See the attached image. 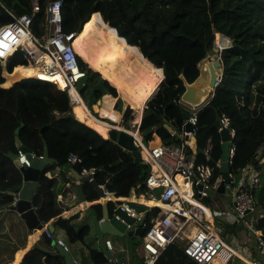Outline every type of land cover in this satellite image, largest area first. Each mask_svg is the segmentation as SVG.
<instances>
[{
	"label": "trees",
	"instance_id": "trees-1",
	"mask_svg": "<svg viewBox=\"0 0 264 264\" xmlns=\"http://www.w3.org/2000/svg\"><path fill=\"white\" fill-rule=\"evenodd\" d=\"M47 1L37 0L39 10L32 16L30 23V29L36 34ZM30 3L31 0H0V24L10 19L6 10L14 14L26 13ZM60 15L64 32L78 31L82 25L74 43L75 46H81L78 47V53L89 67L78 59L84 75L75 86L88 106L103 93L114 95V90L100 74L111 78L120 71L115 67L137 66L147 60L156 66L148 82L141 88L143 96L152 85L150 79L153 78L155 82L162 73L156 90L142 108L138 130L145 140L151 139L153 132L164 144L176 142L175 136L184 111L178 102L183 90L182 79L192 81L198 73L197 63L209 53L216 54L212 48L215 32L229 38V45L215 55L220 61L219 81L208 101L196 112L195 158L197 161L204 160L202 149L209 139L211 149L208 163L215 164L219 159L220 135L212 124L216 115L224 113L234 131L231 139L234 150L228 173L238 177L239 169L246 163L256 165L259 185L252 190L251 196L256 209L262 213L260 216L257 212L253 213L252 227L262 230L264 177L260 178V172L264 168L255 157L264 149V0H61ZM87 39L91 40L87 43ZM4 61L7 75L12 74L16 65L26 64L19 50H14ZM1 82L3 77L0 72ZM10 82L5 79L3 85ZM105 112L103 109L102 113ZM128 112L129 109H126L124 117H127ZM19 122L22 124L16 135L20 144L36 156L41 155L45 147L48 157L52 159L40 170L36 191L31 199L32 204L38 206L37 218L42 224L53 219V225L63 231L67 242L82 243L91 264H108L100 249L87 240L89 221L83 219L78 223L77 214L69 217L59 215L62 207L55 197L56 179L47 177L45 172L66 167L78 172L82 165L97 169L108 165L110 170L118 167L114 172H105L103 179L97 177V181L102 180L113 196L136 197L143 191L147 164L126 151V154L116 151L117 154L111 155L113 148L110 139L102 137L94 128L72 115L64 91L42 80L22 78L8 87H0L2 209L9 207L14 198L11 193L17 192L21 183L18 168L5 155L7 151H17L13 130ZM165 125L174 134H170ZM68 152L78 155L81 163H66ZM218 173V167L215 166L213 175ZM92 198L97 197L91 195L87 200ZM96 206L91 205L95 210ZM112 206L113 202H106L108 211H111ZM156 213V207L150 208L144 218L146 223ZM136 244H130L129 264H144L133 249ZM46 246L39 237L22 253L16 264H64L62 255L44 253L42 250L47 251ZM153 264L198 263L182 251L180 242L173 241L163 247Z\"/></svg>",
	"mask_w": 264,
	"mask_h": 264
},
{
	"label": "built area",
	"instance_id": "built-area-1",
	"mask_svg": "<svg viewBox=\"0 0 264 264\" xmlns=\"http://www.w3.org/2000/svg\"><path fill=\"white\" fill-rule=\"evenodd\" d=\"M60 6L61 0H49L45 3L41 26L39 27L40 32L37 34L30 29L31 18L39 10L37 0H31L29 11L26 13L14 14L6 10L10 19L0 24V62L4 61L14 50H19L26 60L25 65H33L35 70L45 75V78H40L34 73L31 75L32 78L48 82L66 93L71 113L72 104L80 101L83 103L87 115L91 114L94 119L106 125V132L113 129L130 137L133 148L139 153V158L148 166V172L142 182L143 191L136 197L128 195L119 198V196H113L104 187L102 180L97 181L94 178L97 170L94 166L85 167L82 165L79 167L78 174L87 176L88 181L93 180L96 182L102 191V196L98 197L113 202L111 210L119 207L126 215L133 218L132 223L129 224L117 214L111 213L116 219L125 224V229L143 226L139 243L142 262L153 264L163 247L173 241L180 242L182 251L198 264H215L213 262L214 258H218L219 262L225 264L232 255L249 261L250 258L247 255L249 248L246 243L239 242L234 234H230L231 239L239 249L227 244L218 232V228L222 223L215 220V217L212 216L202 200L203 197H207L208 190L215 189L222 179L220 173L213 175L215 166L218 167L219 165V159L215 164L208 163L211 149L209 139L206 140L202 149L204 160L197 161L195 158L196 112L208 101L213 89H210L206 100L198 106L185 104L178 98V102L184 107L187 115L181 118L175 136V143L164 144L153 132L151 139L145 140L144 143L142 141L144 137L138 130L141 111L145 106V102L154 93L161 81L162 73L155 82H153V78L150 79L152 85L149 90L145 91L144 96L140 93L139 98L135 99L132 98V93L136 92L133 88L137 85L130 79L133 76L121 66L115 67L117 70H121V76L115 73L116 77L123 78L121 87H117L110 79L102 77L114 90V95L103 93L94 103L89 106L85 105L75 86V83L84 75V71L79 68L78 59L87 65L78 53V47L81 46L77 44L75 46L74 43L75 35L80 31L82 25L78 31H62ZM112 28L114 29V27ZM90 40L87 39V43ZM229 42L227 36L215 32L212 40L215 55L217 56L222 48L227 47ZM143 58L145 57L143 56ZM215 72L214 86L219 81L220 69ZM148 78L143 73L140 80L143 79L144 82ZM59 79L62 81L61 86L58 85ZM91 109L94 114L90 112ZM102 109L112 112L115 118L114 115L102 113ZM126 109H129V112L127 117H124ZM72 115L74 116L73 113ZM216 120V131L225 130L227 132L226 162L229 164L234 150V144L231 140L234 131L224 113H220ZM187 123L190 125L189 129L185 127ZM169 133L174 134V131L171 129ZM30 153L34 155L32 152ZM36 157L40 158L41 155ZM15 159L21 166L29 165L26 153L18 149L15 153ZM65 160L69 165L81 163L80 157L73 152H68ZM257 162L262 163L263 158L259 157ZM256 169V165L246 163L239 169L237 181L228 173L230 179L225 182L224 186L232 194L230 223H240L242 221L247 230L253 234L256 250L264 255V228L257 230L252 227L253 213L257 212L259 216L262 213L256 209L251 196L252 190L259 185V175ZM45 174L47 175V172ZM155 188H160L159 192L154 193ZM68 196L70 199L76 198L74 192H69ZM14 200L13 198L11 204L14 203ZM145 200H152L156 204H146L144 203ZM125 201H133L142 205L143 210L135 211L133 208L128 207ZM152 207L157 208V213L155 216L150 217L149 223H146L144 220L145 215ZM217 214L225 215L226 212L219 211ZM136 221L139 223H136ZM102 242L104 250L111 254L109 257L102 254L103 257L108 264H114L116 260L113 254L116 253L113 246L108 239H102ZM62 246L66 250V247ZM119 263L126 264L120 257ZM70 264L80 263L71 259Z\"/></svg>",
	"mask_w": 264,
	"mask_h": 264
},
{
	"label": "water",
	"instance_id": "water-1",
	"mask_svg": "<svg viewBox=\"0 0 264 264\" xmlns=\"http://www.w3.org/2000/svg\"><path fill=\"white\" fill-rule=\"evenodd\" d=\"M197 70L198 73L196 77L190 81L187 82L182 79V85L183 90L179 95V99L181 102L191 105V106H198L202 104L204 100H206L210 89H213L214 87V80L216 75V70L220 66V61L213 53H209L206 56H204L198 63H197ZM181 78V76L179 75ZM26 78V77H24ZM19 80V79H18ZM17 81V80H16ZM187 113L185 111L182 112V116L186 117ZM217 116V115H216ZM214 119V122L212 126L214 128L217 127V120L216 117ZM22 123L19 122V125L14 128V136H13V142L15 147H17L18 150L21 152L26 153V157L28 160L29 165L28 166H21L17 163L15 159V153L11 151H7L5 155L10 158L14 165L18 168L21 183L20 186L15 193H11V195L14 197V203L9 205V209L13 210L17 213L19 218L23 221L24 225L27 229H36L38 231L39 236L41 239L47 243L50 246H54L57 250L56 253L47 252L42 250L46 254H52L56 256L57 254H60L64 257V264H70L71 263V257L69 256L68 252L63 248V246L57 242H55L52 237L50 236V232L52 231V228L49 227H43V224L39 221V219L36 216V210L38 206H34L31 202L32 196L34 192L36 191V185H37V179L40 170L43 168V166L49 162L52 161L50 157L47 155V149L43 147L42 154L40 158H37L36 156L32 155L30 152V149L20 144V141L16 135L19 126ZM168 131L171 130V128L167 125H165ZM186 129L190 128V125L187 123L185 125ZM41 128V127H40ZM40 128L38 129L40 131ZM107 137L114 141L117 145H119L121 148H123L127 153L132 155L135 158H139V153L136 149L133 148V145L131 144V139L128 135L121 131H115L113 129H109L106 132ZM220 135V155H219V165H218V171L220 173V177L222 178L217 186L215 187V191L217 192H228V188L224 186L225 182H227L230 177L228 175V164L226 162V148H227V132L225 130L219 131ZM142 141L145 143V139L143 138ZM42 145L44 146L45 143L42 140ZM255 159H258V156L255 157ZM72 178H66L63 176V174H60V177L62 178L63 182L66 184L71 183V188L76 196V201L81 202L83 208L90 213L91 215V224L93 225V230L96 234V237L98 239V247L102 254H104L106 257L111 256V254L107 253L104 250V245L102 242V235H113V236H121V235H127V236H134L139 235L141 236L143 232V226H136L134 229H126L125 230V224L120 222L118 219H116L111 213L117 214L123 221L126 223L131 224L133 221V218L126 215L123 210H121L119 207H116L115 209L108 211L105 207V204H102V211L100 213V217H98L95 214V211L89 206L85 205V202L87 200V197L85 193L82 191V184L83 183H89L93 190L98 194V196H102V191L100 187L96 184L95 181L91 180L88 181L87 176H80L77 171L74 169H71ZM160 188H155L153 190L154 193L159 192ZM203 201L207 200V197L202 198ZM125 204L128 207L133 208L135 211H142L143 206L139 205L133 201H125ZM136 223H139L136 221ZM114 259L116 262L114 264H120L119 263V257L117 254H113Z\"/></svg>",
	"mask_w": 264,
	"mask_h": 264
},
{
	"label": "crops",
	"instance_id": "crops-1",
	"mask_svg": "<svg viewBox=\"0 0 264 264\" xmlns=\"http://www.w3.org/2000/svg\"><path fill=\"white\" fill-rule=\"evenodd\" d=\"M16 66L17 67L13 66L15 68L13 69L11 75H7L8 72L6 71V69H4L3 72H1V75L3 77V82L0 83V87H8L11 85L12 82H14V80L16 81L18 79H21V77H23V76H20L18 70L26 69L27 66H29V65H26V66L25 65H22V66L16 65ZM4 68H5V65H4ZM5 79L11 80L12 82H10L6 85H3L5 82ZM112 82H113V80H112ZM115 85L117 87H119L117 84H115ZM144 91H145V89H144ZM74 106H76V108H77V102L72 104V109H76V108H74ZM102 111H103V109L101 110V112ZM72 113H73V111H72ZM107 113L114 115L112 112L111 113L107 112ZM114 118H115V115H114ZM102 137H104V136H102ZM263 153H264V149L262 152L258 153V158L259 157L263 158L262 167L264 168ZM109 168L110 167H108V165L102 166L96 170L95 175L97 174V177L99 179H103L105 172H114V171H116V169L118 167L114 170H110ZM71 169H73V168L72 167H66L62 170H59V168H54L53 170L48 171L47 175L46 174L45 175L47 177H55V179H56V183H55L56 196L55 197H56V201L62 207V210H61L59 215L61 217H69L73 214H77L76 221L78 223H80L83 219H87L89 221V224H90V231H89V234H88L89 236H88L87 240H89V242L92 243L93 246H96L97 248H99L98 247V239H97L96 234L93 230V225L91 224L90 213L87 212L83 208L81 202L76 201V198L70 199L68 196L69 192H73L71 185H70L71 183H73V181L70 184H66L63 182L62 178L60 177V174H63L64 177L71 179L72 178ZM85 187H86V185L82 184L81 188H82L83 193H85ZM215 192H217V191H215ZM120 197H123V196H119V198ZM106 202H107L106 199L97 197V198H92V199L86 200L85 205H89L91 207V205L97 204V207H98L97 210H95L92 207L91 208L95 211V214L98 217H100V213L102 211L101 206H102V204H105V207H106ZM150 205H155V204L150 202ZM220 211H222V210H220ZM224 212H226V214L223 215V219L215 218V220L216 221L218 220L221 223H230V220H231L230 213L231 212L230 211H224ZM52 220L43 224V227H47V228L51 227L52 228V231L50 232V236L52 237V239L55 242L60 243L61 245H64L66 247V251L68 252L71 259L77 261L80 264L90 263L89 260L87 259L86 249H85L84 245L80 242H72V243L67 242L65 239V236L63 234V231L60 228L53 225ZM232 234H234L238 238L239 242L246 243V245L249 248L247 255L249 256L250 260L248 261L247 259L246 260H242L240 258L239 259L241 261L245 262V264H261V262H259L255 258L257 250H256V244L254 242L253 234L251 233V231H249L247 229H245V231L239 229L235 232H232ZM123 236H126L129 238V236L124 235V234L121 236H118V237L122 238ZM39 237L40 236H39L38 231L36 229H34V228L33 229H27L26 228L23 221L19 218V216L17 215V213L15 211L10 210L9 207L3 208V209L0 208V264H16L18 262L20 256L22 255V253L27 248H29L34 242H37ZM102 239L103 240L108 239L110 241L111 245L113 246V249H114L115 253L118 255V257H120V259L125 261L126 264H129V260H128V256H127V250H126L128 244H126V246H124L123 243L120 242V241H122V239L120 241L115 240V242H112L110 235H107V234H103ZM45 249L49 252L56 253L55 248L52 246L49 247L48 244L45 247ZM119 249H122V250H119ZM133 249L136 253V256L141 257V252L139 250V244L135 245ZM80 253L85 257V259H86L85 262H80L81 261L80 260V255H81ZM42 263H43V258H42ZM227 263L228 262H226L225 264H227ZM215 264H223V263L219 262V259H218V260H216ZM236 264H242V263L239 261Z\"/></svg>",
	"mask_w": 264,
	"mask_h": 264
},
{
	"label": "rangeland",
	"instance_id": "rangeland-1",
	"mask_svg": "<svg viewBox=\"0 0 264 264\" xmlns=\"http://www.w3.org/2000/svg\"><path fill=\"white\" fill-rule=\"evenodd\" d=\"M40 26H41V21L38 24V27H40ZM39 32H40V28H39ZM136 49L138 51H140V48L139 47H136ZM3 63H5V61H1L0 62V66ZM4 69L5 68H4V64H3L0 67V72H3ZM218 69H220V68H218ZM27 77H32V76L29 75ZM22 78H24V77H21V79ZM83 102H84L85 105H87V103L84 100H83ZM99 103H100V101L98 102V104ZM90 112L94 114V111L92 109L90 110ZM105 137H106V135H105ZM110 142H111V147L113 148V150L111 151V155H112V153L117 154L116 151L119 152V153L121 152V153L126 154L125 150L123 148H121L119 145H117L114 141H111L110 140ZM263 156H264V153H263ZM233 177H234L235 181H237V177L235 175H233ZM263 177H264V169L261 170V172H260V178H263ZM94 178L97 180V174L94 175ZM83 184L86 185V187H85V195H86V197H89L91 195H95L96 197H98V194L93 190V188L91 187V185L89 183H86L85 182ZM231 198H232L231 191H228L227 193L226 192H220L219 193V192H215L214 189H209L208 192H207V200L204 201V204L207 206L208 210L211 212V214H212L213 217L219 218V219H223V215L222 214H217V213L220 210H222V211H231ZM144 203L150 204V202L148 200H145ZM97 209H98V207L96 206V210ZM239 229H241L243 231H245V229H247L246 226L243 224L242 221H240V223H233V224H227V225L221 224V226L218 228V232L223 237L224 241L227 244L231 245L235 249H239L238 246L231 239V235H230V234H232L233 230L237 231ZM110 238H111L112 242H115V240L116 241H120L122 239V241H120V242L123 243L124 246H126V244H128L127 245V249H126L127 250V256H128V258H129V252H128V250H129L130 244L132 242H137V244H139L140 243V240H141V236H139V235L129 236V238L126 237V236H123L121 238V237H118V236L116 237V236L110 235ZM240 252H241V250H240ZM255 258L259 262H261V264H264V255L263 254H261V253H259L257 251ZM80 260H81L80 262H85L86 261L85 257L82 254L80 255ZM239 261L242 264H245V262L241 261L237 256L232 255L227 260V262H228L227 264H236Z\"/></svg>",
	"mask_w": 264,
	"mask_h": 264
},
{
	"label": "bare ground",
	"instance_id": "bare-ground-1",
	"mask_svg": "<svg viewBox=\"0 0 264 264\" xmlns=\"http://www.w3.org/2000/svg\"><path fill=\"white\" fill-rule=\"evenodd\" d=\"M123 69H125L129 74H131L133 76V77H130V79H132V81H134L136 83V85H137L136 87L133 88V89L136 90V92L134 91V93H132V98L133 97L135 99L139 98L140 93H141V88H142V86L145 83L148 82L149 78L151 77L153 69H154V66L150 62H143V63H141V64H139L137 66H126V67H123ZM18 71H19L20 76H23V77H27L29 75H33L34 73H36L38 75V77L45 78V75L43 73H41L40 71L35 70V67H33V65H29V66H27L26 69H20ZM142 72L145 73V75L147 77H149L148 80H146L144 82H143V79L140 80V78H141V76L143 74ZM116 74L118 76H121V70L118 71ZM100 75L103 78H105V79H110L111 81L113 80V82L115 84H117L119 87H121V84L123 83V78L122 77L113 76L111 78H108L106 74H100ZM58 85L59 86L62 85V81L60 79H59ZM74 108H76V106H74ZM72 111H73L74 116L78 120H80L83 123H85L86 125L94 128L102 136L106 135V125L103 122H101V121H99L97 119H94V117L91 116L90 114L87 115L85 109L83 108V103L82 102H80V101L77 102V108L76 109H72ZM105 113L109 114V113H107V111ZM109 115H111V114H109ZM148 201L156 204V202H154L152 200H148ZM216 260H218V258H214L213 262L215 263Z\"/></svg>",
	"mask_w": 264,
	"mask_h": 264
}]
</instances>
